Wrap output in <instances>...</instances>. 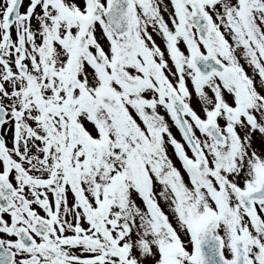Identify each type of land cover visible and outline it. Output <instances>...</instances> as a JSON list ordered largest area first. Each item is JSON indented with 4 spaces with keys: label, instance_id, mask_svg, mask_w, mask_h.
<instances>
[{
    "label": "snow or ice",
    "instance_id": "obj_1",
    "mask_svg": "<svg viewBox=\"0 0 264 264\" xmlns=\"http://www.w3.org/2000/svg\"><path fill=\"white\" fill-rule=\"evenodd\" d=\"M0 264H264V0H0Z\"/></svg>",
    "mask_w": 264,
    "mask_h": 264
},
{
    "label": "flooded vegetation",
    "instance_id": "obj_2",
    "mask_svg": "<svg viewBox=\"0 0 264 264\" xmlns=\"http://www.w3.org/2000/svg\"><path fill=\"white\" fill-rule=\"evenodd\" d=\"M178 138H179V136H178Z\"/></svg>",
    "mask_w": 264,
    "mask_h": 264
}]
</instances>
